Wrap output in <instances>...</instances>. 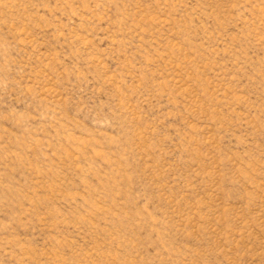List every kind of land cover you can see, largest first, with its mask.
Masks as SVG:
<instances>
[{"label":"rangeland","instance_id":"374dc122","mask_svg":"<svg viewBox=\"0 0 264 264\" xmlns=\"http://www.w3.org/2000/svg\"><path fill=\"white\" fill-rule=\"evenodd\" d=\"M0 264H264V0H0Z\"/></svg>","mask_w":264,"mask_h":264}]
</instances>
